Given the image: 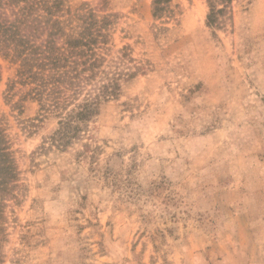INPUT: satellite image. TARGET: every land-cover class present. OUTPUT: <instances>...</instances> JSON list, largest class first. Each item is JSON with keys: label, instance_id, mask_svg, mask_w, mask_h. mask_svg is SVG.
<instances>
[{"label": "rangeland", "instance_id": "rangeland-1", "mask_svg": "<svg viewBox=\"0 0 264 264\" xmlns=\"http://www.w3.org/2000/svg\"><path fill=\"white\" fill-rule=\"evenodd\" d=\"M155 2L49 0L97 37L62 112L0 52V264H264V0Z\"/></svg>", "mask_w": 264, "mask_h": 264}, {"label": "trees", "instance_id": "trees-1", "mask_svg": "<svg viewBox=\"0 0 264 264\" xmlns=\"http://www.w3.org/2000/svg\"><path fill=\"white\" fill-rule=\"evenodd\" d=\"M161 2L169 0H156L155 3ZM212 3L209 25L216 23L220 12ZM59 11V6L50 4L49 0H0V52L18 64V75L22 81L35 83L36 94L48 101L52 110L62 112L66 103L82 92V83L87 81L83 74L94 68L98 58H94L95 53L87 56L85 53L88 52L84 51L85 48L89 50V45L96 42L97 37L83 33L74 38L72 34H66L68 25L61 20L63 16L54 19ZM46 30L47 36L42 38ZM60 40L66 41L64 45L59 44ZM1 78L0 66V82ZM115 88H111V93ZM69 90H74V95L68 96ZM106 92L103 91V96L84 100L77 106L80 110L75 114L74 111L67 113L65 122H62L65 131H59L58 138L69 137L70 140L73 135H78L81 128L73 126L74 123L88 122L100 101L106 97ZM6 158L7 153L0 140V190L6 186V176L11 172Z\"/></svg>", "mask_w": 264, "mask_h": 264}]
</instances>
